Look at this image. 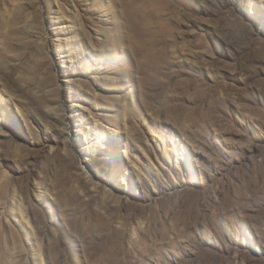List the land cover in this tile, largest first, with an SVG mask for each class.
Wrapping results in <instances>:
<instances>
[{
  "label": "rangeland",
  "instance_id": "obj_1",
  "mask_svg": "<svg viewBox=\"0 0 264 264\" xmlns=\"http://www.w3.org/2000/svg\"><path fill=\"white\" fill-rule=\"evenodd\" d=\"M0 264H264V0H0Z\"/></svg>",
  "mask_w": 264,
  "mask_h": 264
},
{
  "label": "bare ground",
  "instance_id": "obj_2",
  "mask_svg": "<svg viewBox=\"0 0 264 264\" xmlns=\"http://www.w3.org/2000/svg\"><path fill=\"white\" fill-rule=\"evenodd\" d=\"M134 104V103H133ZM17 106V105H16Z\"/></svg>",
  "mask_w": 264,
  "mask_h": 264
}]
</instances>
